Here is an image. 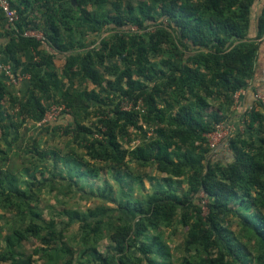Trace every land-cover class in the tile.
<instances>
[{
  "label": "trees",
  "instance_id": "16d2710c",
  "mask_svg": "<svg viewBox=\"0 0 264 264\" xmlns=\"http://www.w3.org/2000/svg\"><path fill=\"white\" fill-rule=\"evenodd\" d=\"M8 1L18 19L11 26L0 16V60L28 79L16 93L0 74V204L21 219L2 238L0 262L32 264L16 250L35 240L50 248L43 264H59L66 254L87 264H171L160 233L179 225V264H264V103L254 99L244 109L225 157L211 158L207 139L216 124L230 121L234 95L253 76L264 3ZM26 31L43 39L24 37ZM55 104L69 112L41 123ZM70 112L85 121L56 125ZM28 124L51 141L59 133L70 149L26 139L21 129ZM146 168L163 175L166 188L133 199L128 183L147 178ZM100 170L119 182L118 201L73 212L66 228H78L73 247H65V231L56 232L38 209L41 197L93 196L78 179Z\"/></svg>",
  "mask_w": 264,
  "mask_h": 264
},
{
  "label": "rangeland",
  "instance_id": "374dc122",
  "mask_svg": "<svg viewBox=\"0 0 264 264\" xmlns=\"http://www.w3.org/2000/svg\"><path fill=\"white\" fill-rule=\"evenodd\" d=\"M4 63V62H3ZM56 65L58 68L62 66V62L57 61ZM25 81V80H23ZM21 81L16 87V93L24 90L25 85L24 82ZM67 83V82H66ZM77 86V85H76ZM66 87H69L66 84ZM90 88V86H89ZM60 107L64 106L63 104H55L51 107ZM65 107V106H64ZM49 111V110H48ZM65 111L69 112L68 109L65 107ZM53 115L59 116L60 112L54 111L52 112ZM241 110L236 107V104L232 106L231 113L229 114V120L232 121L231 123L235 126V131L238 129V123L241 118ZM74 115V116H73ZM76 119L78 122L85 121V115L81 112L78 113H71L70 115L60 116V120L56 121V125H66L68 121ZM88 119L92 120V116L89 115ZM229 121V122H230ZM38 125L35 127L31 124L26 125L21 129V132L25 133V138L30 139L31 137L37 136L36 133L38 132ZM44 137L45 140L47 139L48 144L51 146H58L61 151H67L70 149V140L67 138H61L60 134L57 133L54 138L47 136V135H39L37 136L38 139ZM49 137V138H48ZM50 139V140H49ZM25 147V146H24ZM21 154V152H20ZM225 157V154L222 156ZM14 162V169L19 170L21 168V160L14 156L12 158ZM23 167H28V163H25ZM59 167L63 170L61 165ZM148 173V177L144 180H139L135 182L128 183L129 192L132 194L133 199H141L146 194H151L156 189H165L166 184L164 182V176L156 173L155 171L146 168L145 170ZM64 173V171H63ZM114 175L110 172L105 170H100L97 174V177L93 178L92 180L86 179H78L80 189L85 188L84 192L91 193L93 196H85L81 193H78L76 196H73L71 199L63 200L62 202L56 201L54 198L55 192L51 195L45 194L41 197V201L38 205V209L42 211L43 218L46 222L49 219H53L55 222V230L58 231H65L63 241L65 243V247L72 248L74 241L71 240V236L75 235L77 232V224L72 223L69 228H66V223L70 221V217L73 212H83L86 209L93 210L97 207H109L115 206L114 204L118 201V194L120 185L119 182L113 179ZM119 185V186H118ZM178 192H181L185 189L184 184L174 185ZM90 197V198H89ZM81 216L83 215L80 214ZM21 219L15 216V214L8 213L3 209V206L0 204V253L4 251V243L3 237L8 233L9 228L17 225ZM230 223V222H229ZM227 225L230 231H234L235 226H232L231 223ZM185 229L179 225H176V229L172 230H164L160 233V239L164 245L167 246L165 252H169L171 254V264H179L183 260V255L180 252V247L182 245V235L184 234ZM107 245L106 241H103L101 245L98 247L99 251H103L104 247ZM49 247H44L40 245L35 240H30L26 243H23L17 250H16V258L18 260H30L32 264H43V254L49 251ZM75 253V252H74ZM72 256V264H87L86 260H82L78 258L77 254H73ZM71 256L64 255L59 264H65V261L71 260ZM0 264H12L11 261L0 262Z\"/></svg>",
  "mask_w": 264,
  "mask_h": 264
},
{
  "label": "built area",
  "instance_id": "2783aa9c",
  "mask_svg": "<svg viewBox=\"0 0 264 264\" xmlns=\"http://www.w3.org/2000/svg\"><path fill=\"white\" fill-rule=\"evenodd\" d=\"M0 16L8 25L11 26H14L18 19L17 10L11 6L8 0H0ZM23 36L35 38L38 40L43 39L42 35L35 31H26L23 33ZM260 42L264 43V35L260 38ZM0 74L4 77L7 85L9 86H17L21 81L28 79L27 75H15L10 65L3 63L1 60ZM255 99L260 100L262 103H264V94H255ZM237 101L238 93L234 95V103H236ZM130 107L131 105L129 104L123 105L124 110H129ZM54 111H58L61 114L63 111H65V107H50L41 123L54 121L57 118V116L52 114V112ZM238 129L241 130L242 126H238ZM235 132V126L229 121L220 122L215 125L213 132L208 134L207 136L208 147L210 149V154H212L211 158L217 157L218 154L216 153V151L219 149V147H222L224 150L228 151L226 141L228 138L233 136Z\"/></svg>",
  "mask_w": 264,
  "mask_h": 264
},
{
  "label": "crops",
  "instance_id": "0c3cea01",
  "mask_svg": "<svg viewBox=\"0 0 264 264\" xmlns=\"http://www.w3.org/2000/svg\"><path fill=\"white\" fill-rule=\"evenodd\" d=\"M263 4L264 0H260ZM264 94V43H261L257 52V58L254 68V73L249 81L247 87L238 92V101L235 103L236 107L244 111V109L250 107L255 99V94ZM218 151V150H217ZM219 158L221 155L227 154L229 151L219 147Z\"/></svg>",
  "mask_w": 264,
  "mask_h": 264
}]
</instances>
